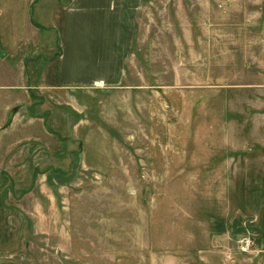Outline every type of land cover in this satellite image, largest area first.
<instances>
[{
    "label": "rangeland",
    "instance_id": "374dc122",
    "mask_svg": "<svg viewBox=\"0 0 264 264\" xmlns=\"http://www.w3.org/2000/svg\"><path fill=\"white\" fill-rule=\"evenodd\" d=\"M52 7L39 0L54 26L28 65L40 85L0 91V264H210L258 248L264 0H145L134 86L79 89L57 86Z\"/></svg>",
    "mask_w": 264,
    "mask_h": 264
},
{
    "label": "crops",
    "instance_id": "0c3cea01",
    "mask_svg": "<svg viewBox=\"0 0 264 264\" xmlns=\"http://www.w3.org/2000/svg\"><path fill=\"white\" fill-rule=\"evenodd\" d=\"M49 2L54 7L47 13L52 15L57 11L62 17L56 75L58 87L134 86L135 82L131 83L127 78V70L133 56L138 15L145 0ZM38 5L39 0H0L2 92H27L37 87L38 83L28 76V65L35 62L38 66L41 59L38 29L48 30L54 26L50 16L44 19L39 15ZM55 6L58 9L55 10ZM23 44L30 45V53L24 54ZM7 106L4 104L2 110L5 111ZM222 252L223 256L220 252L214 254L210 264H264V238L258 248L247 254L226 257V252Z\"/></svg>",
    "mask_w": 264,
    "mask_h": 264
},
{
    "label": "built area",
    "instance_id": "2783aa9c",
    "mask_svg": "<svg viewBox=\"0 0 264 264\" xmlns=\"http://www.w3.org/2000/svg\"><path fill=\"white\" fill-rule=\"evenodd\" d=\"M248 246H250V240L247 237H242L237 242V247L240 251H245L246 249H248Z\"/></svg>",
    "mask_w": 264,
    "mask_h": 264
}]
</instances>
